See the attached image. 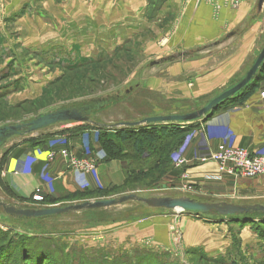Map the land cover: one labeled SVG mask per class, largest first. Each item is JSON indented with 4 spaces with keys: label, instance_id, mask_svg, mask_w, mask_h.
<instances>
[{
    "label": "rangeland",
    "instance_id": "rangeland-1",
    "mask_svg": "<svg viewBox=\"0 0 264 264\" xmlns=\"http://www.w3.org/2000/svg\"><path fill=\"white\" fill-rule=\"evenodd\" d=\"M244 2L0 0V127L27 123L39 115L82 107L93 100H101L100 105L104 104L101 109L90 113L88 123H62L32 134L15 136L7 140L2 149L11 142L13 148L15 145L42 148L41 144H34L56 137L78 139L86 131L95 130L100 135L103 127L107 131L124 122L188 114L201 109L216 94L205 95L206 86L202 85L203 80L208 79L211 65L226 62L241 47L256 45L260 50L264 47V13L252 11L246 20L248 23L233 29L236 32L233 37L238 39L235 43L230 41L218 47L204 48L215 39L222 41L230 29L221 31L220 35L217 31L216 35H211L215 38L211 43L207 40L203 43V37L210 34L202 33L200 27L187 32L188 8H210L212 17L216 19L223 8L237 12L243 8ZM213 28L216 29L217 24ZM193 32L195 34L192 35ZM193 41L203 42L193 44ZM190 48L197 52L177 58ZM169 57L174 60L167 61ZM126 150L131 151V146H126ZM171 155L165 165L169 171L164 168L162 176L158 178L159 173H152L139 182L126 185L130 174L140 175L144 171L150 174L154 163L151 159L140 162L137 157L129 155L119 160L127 164V167L124 165V181L104 185L105 189L100 187L90 194L75 195L80 200L65 193L55 198L60 201L56 206L118 199L131 194L140 198L178 195L154 188L165 181L171 170H178ZM7 157L5 155L0 161L1 172ZM33 197L31 203L34 206L28 208L45 207L44 202H37ZM15 200L6 183L0 179V201L8 206L26 207L19 204L24 202ZM257 200L243 198L236 204L251 205ZM176 215L175 211L153 209L135 200L108 208L27 220L15 218L0 207L1 241H15L8 247V252L15 255L22 250L18 248L19 241L25 236L35 238L40 247L47 248L39 251L56 258L49 262L43 256L44 264H147L137 261L142 257L154 258L161 264H264V234L261 236L247 226L250 230L242 236V230L247 227L236 229V223H229L230 247L223 255L208 256L204 248L184 245V235ZM158 216L169 221V243L142 231L131 230L136 229L141 221ZM207 217L199 220L213 224L216 216ZM234 236L240 240V245L234 246ZM192 249H200L209 260L201 253L192 252ZM43 258L40 255L35 262L39 263L38 260ZM14 259L17 258L13 256L11 260ZM13 261L9 264H24Z\"/></svg>",
    "mask_w": 264,
    "mask_h": 264
},
{
    "label": "crops",
    "instance_id": "crops-1",
    "mask_svg": "<svg viewBox=\"0 0 264 264\" xmlns=\"http://www.w3.org/2000/svg\"><path fill=\"white\" fill-rule=\"evenodd\" d=\"M218 2L222 3V0H217ZM258 4L259 0L254 3L253 0H245L243 8L239 11L233 12L223 8L216 19L212 17L210 8H188L187 32L195 31L200 27L202 33L210 34L209 37H203L204 42L193 41V44H201L202 42L206 43L205 40L213 41L215 38H211V35H216L217 31L220 35L221 31L230 29L222 41L215 39L213 43H208L209 45L204 48L218 47L230 41L235 43L238 39H235L237 36L233 37L236 33L233 29L242 27L245 22L248 23L246 20L252 11L257 10L258 14L264 13V5L260 10ZM251 18L253 19L252 16ZM215 24H217L216 29L213 28ZM193 34L195 33L193 32ZM257 37L256 34L255 38ZM187 38L190 39V35ZM257 47L256 45L241 47L226 62L222 61L223 63L219 65L210 66L211 71L207 79L209 81L205 83L204 81L207 80H203L202 85L206 86L205 95L216 94L212 95L206 103L228 86L236 83L248 72L261 51ZM196 52V49L190 48L182 51L177 58H181L186 53H189L190 56ZM262 75L263 80L245 103L216 112L209 118L195 122L194 128L186 135L182 144L171 152V157L175 159V162L182 156L188 161V164L182 169L171 170L165 181L159 183L160 186H163L162 189L171 191L172 194H178L170 196H174V198L188 197L201 202L213 201L231 204H236L238 200L243 198H253L259 199L256 203H262L264 200V176L245 179L224 174L221 180H213L209 177L220 175L216 164H203L197 161V157L213 152L223 140L250 152L264 154V98H262L264 73ZM234 80L235 82H233ZM98 137V133L94 130L82 133L78 139L53 138L50 143L42 144V148L40 146L26 148L24 145V147L15 145L16 148H13V142L6 144L3 149H0V161L5 155H8L5 168L2 172L0 171V179L6 183L16 198L15 202H24L19 204L26 206L33 205L31 203L32 196L37 193V190L44 198L57 199L65 193L96 191L100 187L105 189L104 185L124 181L123 172L126 170L124 165L127 167V164L119 160H106V153L102 149ZM61 138H67V145L61 141ZM65 145L78 158L91 156L96 159L97 169L92 173L83 174L70 168L66 160L61 157H57L54 161L48 160L47 154L52 148L59 150ZM185 190L189 193L183 194L182 192ZM236 199L237 201H235ZM160 216L149 218L146 222L141 221L142 223L136 229L131 230L142 231V233L159 241L161 239L163 243L167 244L170 237L168 232L169 221L167 222L166 218ZM179 216L180 227L184 235V245L204 248L203 250L208 256H220L226 253V249L232 243L228 223L210 224L206 220H199V218L188 213ZM249 230V227L242 230V236L247 234Z\"/></svg>",
    "mask_w": 264,
    "mask_h": 264
},
{
    "label": "trees",
    "instance_id": "trees-1",
    "mask_svg": "<svg viewBox=\"0 0 264 264\" xmlns=\"http://www.w3.org/2000/svg\"><path fill=\"white\" fill-rule=\"evenodd\" d=\"M187 56H189V54H185V57ZM172 60H174V58L172 57L167 58V61H172ZM263 73H264V66L262 70L259 72L258 76L255 77L253 81L245 89H243L236 96L224 102L222 105H220L215 110L214 113L219 112V111H224V110L229 109L230 107L245 103L254 94L255 90L259 86V83L263 80V75H262ZM100 101L101 100H93L92 103L86 104L82 107H88V106L95 107L96 105L100 104L99 103ZM75 108H80V107H75ZM96 110H99V109H96ZM194 124L195 123H191V124L170 123V124H159V125L153 124L149 126H140L136 128H128V127L118 128V125H117V126L111 127V129H107V131H105L106 127H103L102 130L104 131L99 135L98 141L102 149L107 154L108 159L110 160H122L123 158L129 155L130 156L133 155L137 157L138 158L137 160H139L140 162H145L146 159L147 160L151 159L154 161L152 169L150 168L149 170L150 174L144 171V173L141 172L140 175L134 172L129 175L125 183L126 185H131L132 183H135L137 181L139 182L140 179L143 177L144 179L149 177L148 175H151L152 173L153 174L159 173V176H158L159 178L160 176L163 175L162 171L164 168L167 171H169L168 167H166L165 165L168 163L170 153L176 150L182 144L186 135H188V133L191 132L192 129L194 128L193 127ZM50 140L52 139L48 138L46 140H43L42 142L40 140V142H36L34 145L39 146L40 144L41 145L47 144V143H50ZM66 140L67 138L61 141L65 142L66 144L67 142ZM128 145L131 146V151L126 150V146ZM66 147L68 148V146ZM166 151H168L169 153H167L166 155H163L162 153H165ZM154 188H163V186L156 184ZM90 193H93V192H90V190H86L84 192L73 193L71 194V196L75 198L76 196L79 197V196H82L83 194H90ZM80 199L81 198L76 197L75 200H80ZM57 201L58 200H55V198H44L43 197L42 202H44L45 207H51V206H56V204L60 202V201L58 202ZM211 203H216V202L212 201ZM242 205L264 206V203L262 202V203H255L251 205L250 204H242ZM45 207H41V208H45ZM19 208H22V207H19ZM23 208H28V206L26 207L24 206ZM33 209H37V208H33ZM188 214L194 215L199 219H208L207 216L215 215L216 218L212 220V223H217V222H226L228 224L236 223V225H238L236 229H238V227L239 229H243L244 227L249 226L256 232H258L259 235L263 236L262 234H264V212L259 211V210L251 211L249 213H245L241 215L230 216V217L219 216L217 215L216 212H213L208 215L194 214V213H188ZM13 217L18 218V219H26V220L28 219L24 217H16V216H13ZM39 219H42V218H39ZM206 222H209V221H206ZM0 234H1L0 243H2L0 245V264H9V262L13 261L11 260L13 256L17 258V259H14L13 262L16 263L18 261H21L24 264H30L31 261L33 262V264H44L45 259L43 258V256L48 258L49 262H51V260H54V261L56 260L54 256L49 257V254H46L45 252L38 250L40 249V250L46 251L47 248H44L43 246L40 247L34 241L35 238H29L26 236L21 241H19L18 248H22V250L16 252L15 255L17 256L11 255V252H8V247L13 246L15 241L13 242L12 240L9 239L8 242L3 243V240L1 241L3 234L1 232ZM240 243H241L240 240L238 239L237 241V238L234 236V246L240 245ZM33 251H35L38 254L34 255L32 253ZM192 252L201 253V255L206 260H209V257L204 252H201L200 249L199 250L192 249ZM40 255H41V258H43L44 260H38L40 261L39 263L35 262V260L39 258ZM137 261H139V263L144 262L147 264H161L160 262L156 261L154 258L148 259V258L142 257L140 260H137ZM134 263H137V262H133L132 264Z\"/></svg>",
    "mask_w": 264,
    "mask_h": 264
},
{
    "label": "water",
    "instance_id": "water-1",
    "mask_svg": "<svg viewBox=\"0 0 264 264\" xmlns=\"http://www.w3.org/2000/svg\"><path fill=\"white\" fill-rule=\"evenodd\" d=\"M264 5V0H259L258 7L261 10ZM264 66V47L255 58L248 72L235 84L229 86L223 90L220 94L210 99L204 107L188 114H174L166 116H153L144 118L139 122H124L118 124V127L136 128L140 126L159 125V124H191L198 122L202 119L209 118L213 115L215 110L230 98L236 96L243 89H245ZM104 104H98L95 107H80L72 109H59L55 112L39 115L36 119L27 123H20L17 125L2 126L0 127V149L4 146L7 140L15 136H22L32 134L51 126L59 125L62 123H88L90 122V113L93 110L101 109ZM139 201L153 209H165L172 211H180L184 213H194L208 215L216 212L217 215L223 217H230L235 215H241L249 213L251 211L264 212V206L255 205H237L226 202L211 203L201 202L188 197H152V198H140L135 194L122 196L118 199H102L96 201H85L78 204H71L67 206H51L45 208H17L14 206H8L0 201V206L5 213L16 216L24 217L28 219L32 218H46L55 215H62L67 213L81 212L85 210H94L108 208L112 206L122 205L129 201Z\"/></svg>",
    "mask_w": 264,
    "mask_h": 264
},
{
    "label": "built area",
    "instance_id": "built-area-1",
    "mask_svg": "<svg viewBox=\"0 0 264 264\" xmlns=\"http://www.w3.org/2000/svg\"><path fill=\"white\" fill-rule=\"evenodd\" d=\"M262 98H264V93L262 94ZM57 157L69 161V166L80 173H92L97 164L96 159L91 156L85 158L76 157L66 146H62L59 150L52 148L47 154L49 161H54ZM197 161L203 164H216L220 175L209 177L213 180H221L224 174L245 179H255L264 176V154L258 152L254 153L247 149L236 147L227 140H223L219 143L213 152L197 157ZM175 163L178 169H182L187 166L188 161L180 156ZM33 198L37 202L43 201V196L40 194L39 190H37ZM175 212L177 213L176 219L183 213L180 211Z\"/></svg>",
    "mask_w": 264,
    "mask_h": 264
},
{
    "label": "bare ground",
    "instance_id": "bare-ground-1",
    "mask_svg": "<svg viewBox=\"0 0 264 264\" xmlns=\"http://www.w3.org/2000/svg\"><path fill=\"white\" fill-rule=\"evenodd\" d=\"M170 115H174V114H170ZM148 118V117H147Z\"/></svg>",
    "mask_w": 264,
    "mask_h": 264
}]
</instances>
